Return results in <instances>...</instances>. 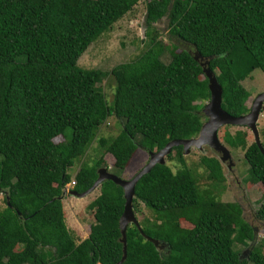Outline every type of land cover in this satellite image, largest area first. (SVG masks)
Segmentation results:
<instances>
[{
	"label": "trees",
	"instance_id": "1",
	"mask_svg": "<svg viewBox=\"0 0 264 264\" xmlns=\"http://www.w3.org/2000/svg\"><path fill=\"white\" fill-rule=\"evenodd\" d=\"M137 2L0 0V188L5 193L0 264H116L121 259L123 188L102 181L100 194L88 204L94 223L76 243L65 222V185L74 181V190L88 189L97 170L106 167L105 153L122 170L137 148L148 153L171 140L196 137L210 98L202 61L222 87V108L232 116L249 111V92L241 81L254 69L264 73V0H147L146 48L137 57L108 72L79 66L88 46ZM163 18L169 37L193 51H178L160 38L154 24ZM165 52L168 62L162 60ZM108 74L115 81L110 102L98 87ZM109 117L121 129L97 139ZM56 136L63 141L54 142ZM223 142L245 149L248 176L264 188V156L256 143L247 145L241 130L225 131ZM90 149L100 157L82 161L71 179L69 168ZM182 155V146H175L166 156L181 164L176 172L156 164L137 181L135 215L142 202L158 219L139 221L142 232L127 225L121 264H264L260 247L249 244L256 229L241 205L223 202L215 193L224 182L219 161L200 158L211 182L200 190ZM255 217L264 222V192ZM180 218L191 228H180ZM142 233L164 246L157 248ZM235 243L250 245L248 257L233 248Z\"/></svg>",
	"mask_w": 264,
	"mask_h": 264
},
{
	"label": "rangeland",
	"instance_id": "2",
	"mask_svg": "<svg viewBox=\"0 0 264 264\" xmlns=\"http://www.w3.org/2000/svg\"><path fill=\"white\" fill-rule=\"evenodd\" d=\"M146 2L147 0H138L137 4L131 11L115 22L109 31L104 32L100 38H97L96 41L92 42L86 51L80 56V59L78 60L79 66L82 68H98L108 72L113 66L129 62L137 57V55L146 48V44L143 41L145 38L144 16ZM154 25L159 29L160 38L166 44L176 45L178 51L181 49L193 51V48L185 42L169 37L165 18L159 20ZM169 59V54L165 52L162 55V60L168 62ZM241 84L249 92V98L246 101V104L250 108L256 96L264 90V73L260 69H254L244 80L241 81ZM98 87L104 92L106 100L110 102L115 87V81L112 75L108 74L103 77V80L98 84ZM206 102L207 101H205L204 104ZM256 124L259 130L260 140L264 145V104ZM120 129V123L114 117H109L101 125L97 134V139L99 137H114ZM236 130L245 132L247 145L254 141L249 128L245 126L225 125L218 131V136L221 142L225 144L223 142L225 131L233 134ZM61 141H63L61 136H56L54 138V142ZM225 145L228 147L234 163L231 171H228L226 163L220 161V154L216 153L208 146H203L202 150H198L196 147L191 146L188 153H183L182 158L185 165L197 176L198 187L200 190L208 188L211 185V182L206 178L207 171L200 164V158L202 156L214 157L219 161L224 175V182L216 187L215 193L217 194L218 199L223 202H237L241 205L244 218L256 229L255 241L254 243L249 242V244L259 246L264 253V222L257 220L255 217V212L263 197L264 188L261 182L251 180L248 176V165L244 155L245 149L231 148L227 144ZM100 155V151L94 152L91 149L88 150L84 157L80 160H76L74 165L69 168L71 179L74 180V175L82 161L92 162L93 159H98ZM103 159L109 172H112L123 179L129 180L145 166L148 162L149 154L141 148H137L126 167L122 170H118L114 166L115 160L110 153L103 154ZM165 163L170 166L173 172H176L181 168V164L174 159H166ZM73 183L74 181H71L65 185L62 204L64 206L66 225L71 231L75 242L78 243L87 236L90 226L94 223L93 211L88 208V204L100 194V189L98 186L84 197H74L69 193V190L73 189ZM4 199L5 193L0 190V207L5 205ZM136 217L139 221L149 220L150 222H155L156 219H158L155 212L142 202L137 204ZM157 222H159V220ZM191 226L192 225L186 219H179L180 228L190 229ZM250 245L243 246L235 243L233 248L240 253L245 254V257H248ZM21 248L22 245L17 246V250H20ZM249 264L252 263L250 262Z\"/></svg>",
	"mask_w": 264,
	"mask_h": 264
},
{
	"label": "water",
	"instance_id": "3",
	"mask_svg": "<svg viewBox=\"0 0 264 264\" xmlns=\"http://www.w3.org/2000/svg\"><path fill=\"white\" fill-rule=\"evenodd\" d=\"M198 56L200 60H203V57L200 54H198ZM201 64L203 66L204 75L208 79L210 98L202 108V113L206 117V121H204L202 124L201 129L196 137L171 140L163 148L149 151L148 162L129 180L123 179L118 175L109 172L106 167H100L97 170L98 176L96 180L88 189L82 192H78L74 189L69 190L71 196L84 197L96 189L102 183V181L106 179L113 181L115 184L123 188V197L125 199L124 209L119 218V228L121 232L120 242L123 245V255L116 264H121L126 258L127 225L133 223L140 230V232H142L139 220L137 219L132 207V201L135 194V185L140 177L145 173H148L154 165L164 164L166 161V156L171 152L173 147L182 146L183 153L185 154L189 152L191 146L196 147L198 150H202L203 146H208L216 153L220 154L221 162H228V167L231 168L234 163L230 151L228 147L221 142L218 136V131L225 125L245 126L251 131L254 142L264 156V148L261 143L259 130L256 124L264 104V90L256 96L247 113L239 116H232L228 114L221 106L222 87L217 80L215 72L208 66V61H202ZM142 234L157 248H162L164 246V244L160 243L159 240L149 237L144 233Z\"/></svg>",
	"mask_w": 264,
	"mask_h": 264
},
{
	"label": "flooded vegetation",
	"instance_id": "4",
	"mask_svg": "<svg viewBox=\"0 0 264 264\" xmlns=\"http://www.w3.org/2000/svg\"><path fill=\"white\" fill-rule=\"evenodd\" d=\"M224 163L227 164L226 166H227L228 171H231L233 166H232L231 168H229V167H228V165H229L228 162H224Z\"/></svg>",
	"mask_w": 264,
	"mask_h": 264
},
{
	"label": "crops",
	"instance_id": "5",
	"mask_svg": "<svg viewBox=\"0 0 264 264\" xmlns=\"http://www.w3.org/2000/svg\"><path fill=\"white\" fill-rule=\"evenodd\" d=\"M87 236H88V234H87ZM87 236H86V237H87ZM86 237H84V238H86ZM84 238H83V239H84Z\"/></svg>",
	"mask_w": 264,
	"mask_h": 264
},
{
	"label": "built area",
	"instance_id": "6",
	"mask_svg": "<svg viewBox=\"0 0 264 264\" xmlns=\"http://www.w3.org/2000/svg\"><path fill=\"white\" fill-rule=\"evenodd\" d=\"M74 184V183H73Z\"/></svg>",
	"mask_w": 264,
	"mask_h": 264
}]
</instances>
